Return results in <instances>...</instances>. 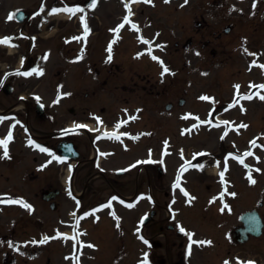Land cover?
<instances>
[{
  "label": "flooded vegetation",
  "instance_id": "obj_1",
  "mask_svg": "<svg viewBox=\"0 0 264 264\" xmlns=\"http://www.w3.org/2000/svg\"><path fill=\"white\" fill-rule=\"evenodd\" d=\"M87 1L82 0L84 3ZM26 25L27 23L24 22L23 28ZM2 27L0 24V29ZM16 28L18 29L17 33L20 34V25ZM18 59L21 60L20 64L16 63ZM37 59V54L32 51V47H27L25 51L16 48L12 53L9 50L0 49V114L10 120L12 125L18 129L21 125L26 126L29 129V134H32L28 137L33 138L41 145L50 147L51 151L56 150L57 144L61 141L73 145L74 149L78 151L79 166L84 164L87 168L86 181L88 186L85 187L80 199L83 204L84 200H89L88 208L95 205L93 198L101 194L95 183L97 181L106 183L112 189L110 190V196L119 195L128 199L129 196L123 194L124 188H130L133 184L129 177L132 174L131 168L128 165L122 167L120 161H115V166L112 169L106 168L100 173L95 168L91 169L94 161L93 154L97 155L98 153L102 159L112 155L110 149L112 145L107 140L96 138L99 131L82 132L81 129L64 130L62 127H57L50 132V136H39L33 131L36 132L39 129V124H47L53 127L57 122L65 125L72 119L80 122L93 121L96 116H101L105 124H110L115 117L123 113V108L134 109L139 107L140 111L144 113L148 105L147 96L155 90V83L151 82L152 80L144 72H129L128 75L121 77L117 63L111 64L102 76V68L96 62H92L85 66L87 68L77 65V71H86L92 74V78L87 83L80 82L77 90L70 89L68 85L62 88L60 78L63 77V74L66 76L70 71L69 63L66 62V64H63V69H53L54 78L48 79L50 83L44 86L43 80L38 77ZM25 73L30 74L25 75ZM39 92L47 93L48 96L46 97L51 99V103H58L60 99L63 100L61 109L57 111L50 110L51 103L46 104L43 100L45 99L44 94L39 95ZM156 92L157 94L161 92L159 86H157ZM133 96H135L134 100H132ZM137 101L141 102V106L136 104ZM21 102H24V105L17 106ZM92 114L95 115L92 116ZM20 118L24 120H19ZM0 131L3 132V129L0 128ZM117 151L118 149L114 151L116 155ZM121 152L123 151L121 150ZM57 158L58 166L47 168V170H38L37 168L46 167L48 160L37 165L38 158L34 154L32 158L34 163L29 167L20 168L23 174L19 175L21 185L16 190L17 194L43 199L44 196L54 193L55 205L57 206V201L62 199L64 195V188L60 183V165L66 163V159L63 157L58 156ZM138 168H140L142 175V186L149 193V162L140 161ZM141 175L138 176V181ZM142 186L138 185L136 191L143 189ZM21 188L25 190L22 191ZM152 215L153 227L158 230L163 228L162 220L157 218L155 221L156 214L153 213ZM150 241L153 245L157 243L165 245L164 252H148L147 256L152 261L165 262L169 259V262H174L172 264H187L182 249L183 242L177 243L176 240L168 238L163 239V243L161 240L157 242V239H151ZM173 247H175L174 257L169 254V249Z\"/></svg>",
  "mask_w": 264,
  "mask_h": 264
},
{
  "label": "rangeland",
  "instance_id": "obj_2",
  "mask_svg": "<svg viewBox=\"0 0 264 264\" xmlns=\"http://www.w3.org/2000/svg\"><path fill=\"white\" fill-rule=\"evenodd\" d=\"M202 2L205 0H196V2ZM234 3L235 0H230ZM252 0H247L245 1H240L239 3H236V7L233 6V8H231L232 10L235 11V9L238 8V5L240 4L242 7L246 6L245 9V13H244V23H239V21L237 20V18H235V12L232 13V15H228V13L225 11L226 9H222L220 11H215L213 13V16L209 15V8H201L197 9L196 13L190 12V7H186L185 8V12L178 10V13L181 16V23L184 24V28L185 32L188 31V35H184L182 37H179V39H181V42L183 40H185L186 36H191V38L194 40V42L197 44V42L199 43V47H202L204 45L207 44V39H209L210 31L214 30L216 32L221 31L222 32V28H224V26H229L230 30L232 29V31L235 30V32L237 31V29H242V31L245 34H249L251 38L254 39L257 37V35H259L258 30L259 26L264 29V17H260L258 15H255L256 13H258L257 11H251L248 10V3H250ZM219 2L221 3H226L227 4V0H220ZM251 9V8H250ZM170 10H173L170 9ZM169 8L167 10V14L169 16L167 17V21L166 23V27H165V35H166V47H164V51L166 54V61H169V64L171 65V67L174 69V67L176 66L178 69L181 65V58H189L191 62H193V66H198L201 63H205V64H212V60H209V51H205L203 49H200V53L198 54H193V53H186L184 50L179 49V51L174 50V48L171 47V41H169L168 44V40L169 38L171 39V35H172V40H175L176 38H174V32L176 28H179L176 26V14L174 12H170ZM189 10V12H187ZM208 10V11H206ZM243 10V8H242ZM162 13H159V15ZM194 14H196V18L198 21H200V24H194ZM117 15V14H116ZM255 15V16H254ZM254 16V17H253ZM170 17V18H169ZM115 20V22L118 21L119 16L117 15L115 18H113ZM103 21H106L103 19ZM192 21V22H191ZM191 22V25L188 27L189 23ZM115 24H112L107 30H106V34L101 36V41L98 45L97 48V52H101L104 49V44L107 41L108 36L112 35V32L114 30ZM144 27L145 28H150L153 27L156 31L159 29L160 30V34L163 33V27L162 26H158L155 23H144ZM183 30V28H179L176 29V33H180ZM261 31V30H260ZM66 32V31H65ZM132 32L130 31V29L127 27H125L122 30L121 36L123 37V39H120V42L114 47V52L115 54L118 55V57L122 60H129L128 55H130L131 53H134V51L139 50V48L136 46H141L139 43L134 42L133 40H130L129 38H127ZM153 32H149V34H152ZM262 35H264L263 31L260 32ZM69 33H64L62 34V38L64 36H66ZM223 34V32H222ZM174 38V39H173ZM58 39V38H57ZM178 39V38H177ZM257 40V39H256ZM50 41V42H49ZM48 42H43L41 44H39L40 47H49L53 45V42H51V40H49ZM57 42V40H55ZM197 41V42H196ZM262 42H264V39H262ZM181 44V43H180ZM144 47V46H143ZM235 44L230 42V44L228 45V56L230 59L227 60V64H232L233 61H237L239 58V55L237 54V51L234 49ZM207 50V49H206ZM163 51V52H164ZM184 54H186L185 56H183ZM52 56V55H51ZM263 57V56H262ZM183 62V61H182ZM218 63H215L214 65H216ZM132 68V67H131ZM181 68H183L181 66ZM238 70H235L234 72V76L229 80L230 83V88H229V92L232 90V88L234 87L236 90H244L246 88L247 92L243 93V94H248L249 92H251V96L253 98H260V96H264V88H260L258 87L259 85H264V72H262L259 68H255V67H251L249 69H247V62H245V64L241 67H238ZM194 69L193 67H191L187 72L186 75H188V77H186L184 74L181 75V78L179 80H194L195 82H198V90L197 92L203 91V90H207V86H209L210 89V85L211 82L209 83H205L207 80L212 79L215 80L212 84V87L217 88V81L218 84L221 85L220 86V90H222V86L226 85L227 83H223L222 81H219L217 79L211 78L213 77L216 73H219L221 71L220 68H213L210 72V77L209 76H194ZM192 72L191 75L189 74V72ZM233 71V70H231ZM185 73V71H183ZM125 73V72H124ZM154 73V74H153ZM227 73H230V69L225 71V76ZM149 74L152 76V78L157 79V76H161V74H159L157 71L153 70L150 71ZM169 73L165 74V77L168 79L169 78ZM174 76V70L173 72H171V78H175L172 77ZM239 86V88H237L236 86ZM250 86V87H249ZM193 89V93L195 92V88ZM219 87L217 89H215L214 93L212 95H216L214 97H212L213 99H216L219 92ZM221 95L225 94V91L223 90L222 92H220ZM194 96V95H193ZM209 98V96H207ZM192 98V97H191ZM187 110L189 111H202L203 114H207L209 113V111H211L212 109L210 108V104H209V99H201V98H197V99H193L190 100L188 102H186L185 106H184ZM180 110V109H179ZM221 109H215L216 112L220 111ZM223 111V108H222ZM216 115V114H215ZM206 115H204L203 117H205ZM223 116V115H221ZM237 116L239 118H243V116H240L239 114H237ZM150 117H151V113H150ZM176 114L172 115V118L167 120V125L166 126V134L165 135H169L171 137L172 141L175 145H179L181 143H183V141L186 144H193L196 146H202V145H207L206 142H197L200 141L202 138L205 139H211L212 138L209 136V133H206L203 135V132H197L193 135H191L190 137L184 138V135H180L177 136V130L178 125L183 126V124H185V122L181 121V120H177ZM208 117V116H206ZM166 118H168V116H166ZM245 120H247V127L239 130V132H229L226 135L221 136V139L224 142H228L234 146L237 145H241V147H245L246 144L252 140H258V142L264 144V99H260L259 103H257V105L254 106V104H252V102L249 104V113H246V118H244ZM149 121V118H148ZM188 122H186L187 124ZM44 128V127H43ZM178 128V129H177ZM219 129H217L216 131H214V138L218 137V135H216L218 132L219 133ZM44 132V131H41ZM203 136V137H202ZM156 140V138H154V140H151V142H154ZM19 143L18 141H15V145L18 147L19 145L17 144ZM222 150V147H221ZM29 155H26L23 160L26 158L28 159ZM22 160V161H23ZM22 163V162H21ZM264 164V162H262ZM19 166V165H18ZM260 169V172L257 171L256 173L258 174V179L259 181H255V183H251V185L253 186V188H249V193L254 194L255 198H256V192L258 193V195L260 193L264 194V165L262 166L261 164H259V167L257 168V170ZM254 174V172H252ZM55 175V172L53 173ZM233 176L237 177V174H233ZM212 181V179H209ZM212 188L215 190L218 187V184H215L214 180L212 181ZM235 184V188L231 186V188H234L235 191L239 192V193H243L245 191H247V188H244L243 185L234 182ZM6 186L9 187L10 190H14L17 189V187L15 185H11V184H5ZM216 185V186H215ZM106 189L103 188V190ZM256 192H255V191ZM11 193H13V191H11ZM106 193V192H105ZM90 196V195H89ZM237 197V195H236ZM255 198H251L249 199L248 202H253V200ZM64 199H62L63 201ZM243 201H246L244 199H242ZM247 202V201H246ZM246 203L244 205V207H249L251 206L249 203ZM63 206H67L64 201L61 203ZM237 204V201L235 200L234 206L235 208H232L230 213H234L235 211H239L240 207ZM142 206H144V204H134V208L136 209L133 213L132 210L127 209L125 212H123V216L122 218L124 219L123 222V227L126 231L125 228V223L129 222L131 220V224L128 226V228L132 225H135V220H137V217L139 216V214L141 213ZM7 207V206H5ZM3 208V214L1 213L0 215V219L2 218L3 221L0 222V240H1V235L3 234V232H8L10 228H12V226L9 228V223L12 222V220H14V218L18 215L17 212V204L12 206L11 210H9L8 208ZM39 212H46V207H43L42 205H37V210L36 213ZM129 210L131 212H129ZM264 210V207H263ZM61 211V210H60ZM59 211V212H60ZM32 212V211H31ZM59 219L54 218V219H48V220H38V222H34L28 225V228L26 229V234L27 235H36L39 234L41 232H50V230H53L57 227H60V225L62 227H64V220H62L63 218V210L59 213V214H55ZM133 215V217H132ZM22 218L20 219L21 223L23 221L24 216H21ZM106 221V220H105ZM227 224H230L232 222H234V220L231 219H227ZM215 226H218L217 223L214 222ZM97 226V225H96ZM109 228L108 227H101L100 229H96L94 227L91 226V232L88 236V238L90 240H92V242L94 243L93 247L90 249V254L92 255V259H96L95 263L97 264H114V260H115V255L117 254V252L119 251V248H117L116 244L118 242H120L121 237L123 236V234H114V236L116 238H118V241H108V237H105L108 234ZM209 233H211V235H213L214 237H219L220 238V233H218L216 231V229L214 227H209ZM111 234V233H110ZM24 236H20V239H23ZM252 241H250L248 244H246L243 247H240V250H237L236 252H240V253H244L246 255L247 258L250 259H258L260 261L264 260V236L259 238V239H251ZM12 239H7L6 243H1L0 242V264H8L7 263V257L4 256V252L5 249L6 251L10 252L11 254H15L16 256H18V258L16 257L15 260V264H45V257L47 255V251H45V249L47 247H36V246H31V245H19V248L17 247V243H15V241ZM59 243V242H58ZM61 244H58V246ZM79 247V246H78ZM61 248V247H60ZM60 248H55L53 250H57ZM130 248V247H128ZM237 247L233 244V246L231 245L230 247H228V249H230L233 252L234 249H236ZM131 249V248H130ZM19 250V251H18ZM23 250H30V255H28L27 253L24 255L22 253ZM242 251V252H241ZM16 252V253H15ZM242 253V254H243ZM49 254V253H48ZM52 254V252H51ZM51 262H53L55 260L56 264H63V262H60V256H55V255H51ZM237 254V253H236ZM241 254V255H242ZM245 255H243L245 257ZM25 257V258H24ZM40 257V258H39ZM136 259V256L134 257V260ZM67 259L64 258V262L66 263ZM125 264H128V261H125Z\"/></svg>",
  "mask_w": 264,
  "mask_h": 264
},
{
  "label": "snow or ice",
  "instance_id": "obj_3",
  "mask_svg": "<svg viewBox=\"0 0 264 264\" xmlns=\"http://www.w3.org/2000/svg\"><path fill=\"white\" fill-rule=\"evenodd\" d=\"M134 2H135V0H134ZM144 2H146V3H150L151 2V0H144ZM166 2H167V0H166ZM185 3H187V0H185ZM92 6L94 7L95 6V0H93V2H92ZM126 7H128V5H126ZM66 11V12H68V13H70V14H72V15H74L77 11H83V9L82 8H64V9H53L52 11H53V13H55V12H58V11ZM129 11H130V7H129ZM13 16H14V14H10L9 16H8V19L9 20H11V19H13ZM125 22L126 23H128V22H130L129 20H128V17H125ZM82 23L84 24V27H85V31L87 32L88 31V28H87V23H86V20H84V18L82 17ZM119 27H123V24H121V25H119L118 26V28ZM136 26L135 25H133V28H135ZM118 30V29H117ZM115 31V30H114ZM11 37H4V38H0V44H11ZM142 42L143 43H149L148 41H146V40H142ZM12 46H14V45H12ZM111 51V48H109V52ZM245 51H247L246 49H245ZM111 59V56H109V60ZM153 59H158L157 57H153ZM160 63L161 64H163V61H160ZM260 67H264V65H261ZM169 71V69L167 68V67H163V71H162V75L164 74V73H167ZM30 73H25V75H29ZM40 74H42V72L40 73ZM237 88H239V86L237 85L236 86ZM258 87H260V88H264V85H259ZM245 99H251V96H246V97H244ZM201 99H209L208 97H201ZM260 99H264V96H260ZM132 119H135V117H132ZM122 123H126V121H124V122H122ZM224 123H227V122H224ZM120 125H117V127H119ZM242 127H246V125H241ZM77 127H85V125H78ZM118 138V137H117ZM11 139H12V136H11V133H9V135L7 136V138H5L4 140H0V146H2L3 148H4V156L5 157H7L8 156V152H7V145H8V143L11 141ZM29 143H31V141H29ZM253 144H255V141H253L252 142ZM42 151H45V149H41ZM252 153H246L245 155H251ZM240 162L241 163H243V160L241 159L240 160ZM197 167H203L202 165H197ZM257 171H259V170H257ZM220 176H221V179H223V176H224V172L222 171L221 173H220ZM249 179L251 180V177H249ZM252 183H255V181H251ZM178 186V185H177ZM181 191H183L184 192V195L185 196H188L189 194L185 191V190H183V189H181ZM221 195H223V194H221ZM234 195V194H233ZM112 199H116V197H113ZM191 199H195V197H191L190 198V200ZM9 202H11V203H22V201H9ZM190 202V201H189ZM25 207H30V205H27V204H25L24 205ZM106 207H111V202H109V204L108 205H105ZM132 205H129V207H131ZM85 215H89V213H86ZM180 231L181 232H184L185 231V229L184 228H180ZM190 237H191V235L192 234H188ZM48 238L47 237H45L44 239H42L41 241H40V243H44V242H46V240H47ZM145 243H147V241H145ZM194 243H195V241H194ZM200 243H203V242H200ZM210 243V242H209ZM89 247H91L92 245H88ZM225 264H229V262L228 261H225ZM240 264H254V262H251V261H248V262H240Z\"/></svg>",
  "mask_w": 264,
  "mask_h": 264
},
{
  "label": "bare ground",
  "instance_id": "obj_4",
  "mask_svg": "<svg viewBox=\"0 0 264 264\" xmlns=\"http://www.w3.org/2000/svg\"><path fill=\"white\" fill-rule=\"evenodd\" d=\"M61 15H63V16H64V14H61ZM61 15H60V16H61Z\"/></svg>",
  "mask_w": 264,
  "mask_h": 264
}]
</instances>
